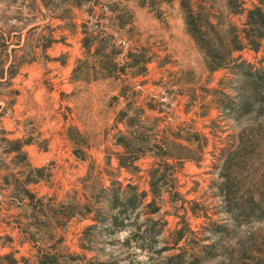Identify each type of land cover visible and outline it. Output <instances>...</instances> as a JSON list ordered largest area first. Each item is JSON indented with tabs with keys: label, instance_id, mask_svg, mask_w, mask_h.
<instances>
[{
	"label": "rangeland",
	"instance_id": "374dc122",
	"mask_svg": "<svg viewBox=\"0 0 264 264\" xmlns=\"http://www.w3.org/2000/svg\"><path fill=\"white\" fill-rule=\"evenodd\" d=\"M79 1L0 0V138L45 168L29 186L42 209L2 179L27 168L0 141V264H264V38L226 49L264 0H193L228 58L216 70L179 0ZM85 29L117 39V78ZM120 133L140 155L128 168Z\"/></svg>",
	"mask_w": 264,
	"mask_h": 264
},
{
	"label": "trees",
	"instance_id": "16d2710c",
	"mask_svg": "<svg viewBox=\"0 0 264 264\" xmlns=\"http://www.w3.org/2000/svg\"><path fill=\"white\" fill-rule=\"evenodd\" d=\"M183 12L185 14V22L189 33L194 37L197 44L202 48L206 55L207 65L209 69L216 70L222 66H224L227 62V57H231L234 50H241L245 45L251 46H259L260 40L264 38V8L261 5H256L254 8L248 10L247 13V28L243 30V34H239V32L233 33V43L234 45L228 49V56L219 57L216 56L215 53H219L222 48H214L211 46L210 38L207 36L209 26H206L203 21L200 20L198 15L194 9V1L193 0H179ZM73 5L80 6L81 1L73 0ZM141 3L145 5V0H141ZM112 7V5H111ZM211 27H215L212 22H209ZM84 36L82 38V45L85 51L91 55L99 56L100 63H102V68L106 69L108 73L105 76H114L118 77L120 72L119 64L120 56H118L121 52L115 50L117 47V39L113 35H111L112 41H109L108 38L98 39V36L93 33H89L88 30L83 31ZM227 46V45H226ZM229 47V46H228ZM94 49V50H93ZM119 57V58H118ZM126 59H130L129 62L132 66H136V62L140 57V52L130 50L128 53L124 54ZM123 59V58H121ZM82 60H79V63ZM150 58L143 60V66L140 69V73L144 70H147V65L150 62ZM117 73V74H115ZM74 75L76 77L79 76V65H77L74 69ZM5 132V131H4ZM0 141L6 144L4 147V152L6 154L15 153V157L23 163L24 167L27 169L19 170L17 173H9L2 177L5 183L13 185L15 190L18 191L20 197L22 199H28L29 202L35 207H43V200L41 197H38L36 192L32 190L29 186L33 183L39 182L44 176V167L33 166V164L29 161L28 154L25 150V145L27 142L21 139H13L6 136H2ZM117 144L121 145L125 148L123 153L119 154V164L122 167L128 168L129 162H135V160L140 158L139 154H132V152L128 151V144L126 143V138L124 134H119L117 136ZM1 146V145H0ZM163 158V156H161ZM166 157V156H165ZM172 157V156H170ZM16 174H20L22 177L15 178L14 182H10L11 176H16ZM150 176V185L154 189V186L162 182L165 173L159 172L158 168L151 169L149 171ZM143 195H147L144 192ZM44 215H47V212L44 210ZM10 254L1 255V258L9 257ZM9 264H17L18 260L14 257L11 258ZM33 264H61L60 260L57 258L55 254L49 252H42L37 255V259Z\"/></svg>",
	"mask_w": 264,
	"mask_h": 264
}]
</instances>
